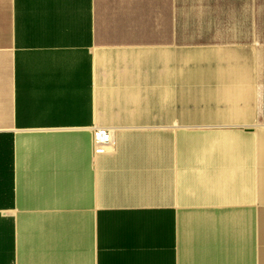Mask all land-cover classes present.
<instances>
[{"label":"crops","instance_id":"0c3cea01","mask_svg":"<svg viewBox=\"0 0 264 264\" xmlns=\"http://www.w3.org/2000/svg\"><path fill=\"white\" fill-rule=\"evenodd\" d=\"M0 264H264V0H0Z\"/></svg>","mask_w":264,"mask_h":264},{"label":"built area","instance_id":"2783aa9c","mask_svg":"<svg viewBox=\"0 0 264 264\" xmlns=\"http://www.w3.org/2000/svg\"><path fill=\"white\" fill-rule=\"evenodd\" d=\"M92 142L94 154L107 152L112 142L111 132L106 128H95L92 132Z\"/></svg>","mask_w":264,"mask_h":264}]
</instances>
